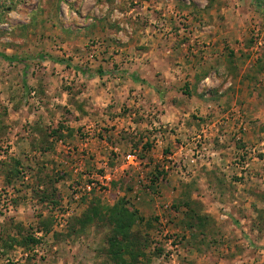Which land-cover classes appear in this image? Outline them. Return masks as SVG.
Segmentation results:
<instances>
[{
  "label": "rangeland",
  "instance_id": "374dc122",
  "mask_svg": "<svg viewBox=\"0 0 264 264\" xmlns=\"http://www.w3.org/2000/svg\"><path fill=\"white\" fill-rule=\"evenodd\" d=\"M177 30L231 33L264 95V0H0V264H115L109 209L133 213L128 264H264L263 98L202 113L166 104L186 84L160 104L130 79L162 76L145 40ZM92 207L102 221L78 226Z\"/></svg>",
  "mask_w": 264,
  "mask_h": 264
},
{
  "label": "crops",
  "instance_id": "0c3cea01",
  "mask_svg": "<svg viewBox=\"0 0 264 264\" xmlns=\"http://www.w3.org/2000/svg\"><path fill=\"white\" fill-rule=\"evenodd\" d=\"M211 34L206 37L207 41H204L205 35L200 33L198 35L190 34L183 30H177L171 34H164V31L158 34L151 32L145 40L149 47V53L144 56L149 58L154 63V66L157 65L156 62L165 65L161 70L162 76L150 74L149 77H139L143 78V80H137V77L130 79L135 83V86L140 85L139 90H143L144 97H150L154 102L160 100V104L167 100V89H173L175 83L183 86L186 84L190 93L186 95L183 91L174 93V95L181 97L182 101L178 100L176 103L169 101V103H166L171 107L174 106V109H177L176 106H182L188 100L193 102V104L194 101L196 103L191 108L192 111L199 109L202 113H205L221 109L217 108L219 104L234 105L240 99L242 102L247 103L246 108L253 111V106L258 104V100L260 101L261 98L264 100V95L257 93L261 92V89H259L261 85L258 82L260 78L258 73H256L257 69H253L254 74L248 78V70H246L248 64L243 66L245 56L243 55V60H239L240 55L237 56L238 52H247L248 50L243 48L236 49L233 46V35L231 33L225 32L221 34L220 32H214ZM198 36L199 43L196 42V45H193L192 42ZM222 40L225 45L228 44L230 46L229 49H223L226 46L222 45ZM200 42L208 45V47L205 48ZM147 65L138 64L136 68L147 67ZM176 76L182 79V82ZM221 85L225 90L227 89L226 93L229 92V96L220 93ZM248 86H251V88L248 89ZM262 87H264V84H262ZM233 89L238 94L241 92L240 90L244 89L246 92L252 90L257 95L251 97V102L249 101L250 99L246 100L250 95L241 94L238 97L233 94ZM224 108L226 109L227 107ZM259 113L262 114L264 112L261 111ZM166 119V117L162 118L164 121Z\"/></svg>",
  "mask_w": 264,
  "mask_h": 264
},
{
  "label": "trees",
  "instance_id": "16d2710c",
  "mask_svg": "<svg viewBox=\"0 0 264 264\" xmlns=\"http://www.w3.org/2000/svg\"><path fill=\"white\" fill-rule=\"evenodd\" d=\"M7 60V58L2 57ZM107 219L110 225L113 226L115 235L112 236L110 239V247H109V253L111 255V258L115 264H128L121 256V250L123 248L127 251V233H129V230L131 228L133 213H128L124 210H117V209H109L107 213ZM101 220V215L98 209L92 207L90 213L86 214L83 220L78 223V226L83 227L86 224H92L95 220ZM42 230V229H40ZM27 241L30 242V244H34L37 241L33 237H27L24 242L22 243L25 247L27 244ZM123 243V245L121 244ZM153 243V240L151 241V244ZM157 249H160V246H157ZM125 254V253H124Z\"/></svg>",
  "mask_w": 264,
  "mask_h": 264
},
{
  "label": "built area",
  "instance_id": "2783aa9c",
  "mask_svg": "<svg viewBox=\"0 0 264 264\" xmlns=\"http://www.w3.org/2000/svg\"><path fill=\"white\" fill-rule=\"evenodd\" d=\"M197 139H200V137H197ZM197 143L196 142V150L192 149L189 150L190 152V157H187V155L184 157V161L185 159L187 160L185 163L188 164H195L196 162L199 161L200 158V150L198 149L199 147H203V144H199V147H197ZM195 145V143H194ZM182 148L180 147L179 152H182ZM203 150V149H202ZM169 160H174V158L172 157H168ZM188 158V159H187ZM184 161L182 163H184ZM124 163L127 166H134L137 167L140 164V161L137 159V157L135 155L132 154H128L124 157ZM184 166L181 167V169H183ZM166 171L168 170V167L165 168ZM73 173L77 174L78 170L73 168ZM110 172L105 171L104 175H100L96 177L97 182H99L101 185H103L102 183L105 182H111V176L109 174ZM105 186V185H103ZM75 187V186H74ZM73 187V192L75 194L74 200L78 199L79 196H89V194L92 192V190L95 188L94 184H85L83 186H79V187ZM164 226V225H163ZM164 228V227H163ZM158 237L156 239H154V242L156 243V245H158L159 243H161L164 248L168 249V250H172L173 248H175L174 246V240L171 238L170 234H168V231L165 229L164 231H161V233L157 234ZM154 243V246H155ZM160 246V247H161Z\"/></svg>",
  "mask_w": 264,
  "mask_h": 264
}]
</instances>
